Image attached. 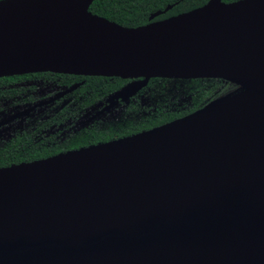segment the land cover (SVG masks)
<instances>
[{"label":"water","instance_id":"water-1","mask_svg":"<svg viewBox=\"0 0 264 264\" xmlns=\"http://www.w3.org/2000/svg\"><path fill=\"white\" fill-rule=\"evenodd\" d=\"M92 1L0 0V76L240 88L149 130L0 168V264H264V0H207L136 27Z\"/></svg>","mask_w":264,"mask_h":264},{"label":"flooded vegetation","instance_id":"flooded-vegetation-1","mask_svg":"<svg viewBox=\"0 0 264 264\" xmlns=\"http://www.w3.org/2000/svg\"><path fill=\"white\" fill-rule=\"evenodd\" d=\"M234 87L217 78L151 77L144 83L142 77L53 70L1 75L0 168L149 130L195 111ZM201 98L204 103L189 111Z\"/></svg>","mask_w":264,"mask_h":264},{"label":"trees","instance_id":"trees-1","mask_svg":"<svg viewBox=\"0 0 264 264\" xmlns=\"http://www.w3.org/2000/svg\"><path fill=\"white\" fill-rule=\"evenodd\" d=\"M206 1L207 0H93L88 10L120 25L136 27L150 22L149 16L156 11L164 10L166 6L170 5L171 7L153 17L152 20L163 19L188 11L192 8L201 6ZM223 1L229 2L234 0ZM203 103V98L195 101L189 111L200 107ZM186 112L187 111L169 115V117H166L164 120L153 121L152 124L172 119Z\"/></svg>","mask_w":264,"mask_h":264},{"label":"rangeland","instance_id":"rangeland-1","mask_svg":"<svg viewBox=\"0 0 264 264\" xmlns=\"http://www.w3.org/2000/svg\"><path fill=\"white\" fill-rule=\"evenodd\" d=\"M168 95L170 96L171 95V92H172V86H170L171 84H168ZM175 90V89H174ZM229 89L227 88L226 91H228Z\"/></svg>","mask_w":264,"mask_h":264},{"label":"bare ground","instance_id":"bare-ground-1","mask_svg":"<svg viewBox=\"0 0 264 264\" xmlns=\"http://www.w3.org/2000/svg\"><path fill=\"white\" fill-rule=\"evenodd\" d=\"M237 88H240V86L238 87V85H235Z\"/></svg>","mask_w":264,"mask_h":264}]
</instances>
